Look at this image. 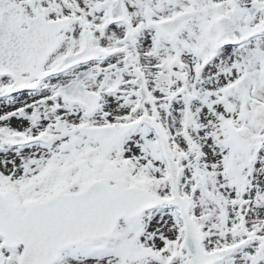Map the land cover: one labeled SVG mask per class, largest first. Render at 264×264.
<instances>
[{
  "label": "snow or ice",
  "instance_id": "snow-or-ice-1",
  "mask_svg": "<svg viewBox=\"0 0 264 264\" xmlns=\"http://www.w3.org/2000/svg\"><path fill=\"white\" fill-rule=\"evenodd\" d=\"M0 264H264V0H0Z\"/></svg>",
  "mask_w": 264,
  "mask_h": 264
}]
</instances>
